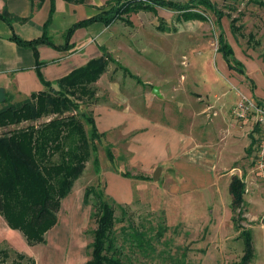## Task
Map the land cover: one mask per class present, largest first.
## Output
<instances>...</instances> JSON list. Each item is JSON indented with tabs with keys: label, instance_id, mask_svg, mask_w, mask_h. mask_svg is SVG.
I'll return each instance as SVG.
<instances>
[{
	"label": "rangeland",
	"instance_id": "374dc122",
	"mask_svg": "<svg viewBox=\"0 0 264 264\" xmlns=\"http://www.w3.org/2000/svg\"><path fill=\"white\" fill-rule=\"evenodd\" d=\"M174 1L184 3L187 0ZM211 1L223 15L221 29L235 59L244 64L246 76L229 70L217 51L220 27L217 17L209 9L197 7L196 10L207 17L202 21H178L176 10L156 6L154 12L141 10L124 15L131 23L120 19L111 23L109 46L112 50L107 51L110 61L106 71L94 83L97 99L93 102L111 101L115 96H124L133 90L135 102L142 101L150 114L179 122L191 119L197 132L203 129L212 134L210 149L214 167L213 173L205 175L210 182L208 187L192 190L183 196L181 205L178 202L174 205L173 201L168 214L163 206L150 204L154 202L153 193H163L162 180L150 181L140 187L145 195L143 200L135 198L132 204L123 205L127 213L115 229L119 242L122 226H127L129 220L148 228L157 227L164 219L168 228L159 240H153L155 252L149 257L143 256L131 244H124V253L135 263L239 264L244 254L239 233L246 229L251 232L254 247L250 264H264V224L261 222L264 183L252 171L254 147L249 146L250 124L241 122L233 112L242 96L259 98L243 94L234 105L230 104L237 99L231 92L236 91L237 82L242 83L246 91H252L256 86L247 75L264 88V7L250 0ZM158 24L164 29L157 28ZM125 67L127 71H124ZM129 72L137 75L142 83H137ZM225 84L231 93H226ZM153 86H157L160 96L153 93ZM228 97L230 105H225ZM87 101L81 103L79 110L91 114L94 103ZM223 119L230 121L228 132ZM107 141V135L97 141L98 152ZM93 169L89 163L74 182L73 192L67 196V213L60 224L55 225L56 230L48 243L28 245L19 231L7 230L0 216V249L10 252L7 262L14 258L15 252H21L36 258V264L87 263V246L92 240L90 231L96 225L90 218L91 205L82 203L80 187L83 180V190L94 184ZM232 175H238L245 183L242 213L238 214V210L235 213L237 226L231 220L233 213L228 191V180ZM98 185L103 188L102 182ZM164 195L168 197L167 192ZM90 202L93 203V199ZM115 215L121 218L120 208H116ZM58 216L61 218L62 215Z\"/></svg>",
	"mask_w": 264,
	"mask_h": 264
},
{
	"label": "trees",
	"instance_id": "16d2710c",
	"mask_svg": "<svg viewBox=\"0 0 264 264\" xmlns=\"http://www.w3.org/2000/svg\"><path fill=\"white\" fill-rule=\"evenodd\" d=\"M66 1L80 3L85 0ZM250 1L264 7V0ZM156 6L176 10L178 21L206 20L207 17L196 9L203 7L211 10L220 27L217 51L229 70L246 76L244 64L235 59L233 49L221 29L223 15L211 0H187L184 3L174 0H109L99 13L76 22L66 30L65 35L69 39L76 28L96 21L105 25L119 19L131 23L126 16L141 10L154 12ZM0 18L8 24L14 19L7 12ZM49 20L45 22L43 33L38 38L25 40L13 33L11 39L30 47L36 55L39 44L52 45L47 35ZM162 26L158 24L157 28L162 30ZM102 50L100 56L90 59L54 83L45 82L44 89L32 92L18 103H7L0 108V215L11 229L22 234L28 245L46 242V232L58 223L61 200L70 193L73 182L97 151V141L104 136V133L98 132L92 113L79 110L82 102L97 99L94 83L106 71L110 61L107 51ZM127 70L125 67L124 71ZM129 76L142 83L138 76L130 72ZM247 79L253 82L248 76ZM250 139L249 146L253 147L255 138L252 131ZM105 152L108 159L113 161L110 146H106ZM94 163H98L96 157ZM123 175L129 176V173L123 172ZM244 190L243 179L232 175L228 191L233 213L231 220L235 225L236 211L242 213ZM83 203L91 205L90 218L96 225L90 231L92 240L87 246L89 253L86 264H147L135 263L127 257L124 244H131L143 256L149 257L155 252L153 240H159L168 229L164 219L157 227L148 228L129 220L127 226H122L119 242L115 229L118 222L124 221L127 213L125 206L109 197L98 183L85 187ZM117 207L121 210V218L115 215ZM150 230L156 231L155 234ZM239 236L244 253L239 264H250L254 258L251 232L245 229ZM14 255L7 262L10 252L0 249V264H35L32 257L21 252H15Z\"/></svg>",
	"mask_w": 264,
	"mask_h": 264
},
{
	"label": "crops",
	"instance_id": "0c3cea01",
	"mask_svg": "<svg viewBox=\"0 0 264 264\" xmlns=\"http://www.w3.org/2000/svg\"><path fill=\"white\" fill-rule=\"evenodd\" d=\"M107 1L85 0L75 3L66 0H0V15L7 12L14 17L11 24L0 18V108L8 101L18 103L32 92L44 89L45 82L54 83L90 59L100 56L102 49L111 52L109 30L113 24L105 25L96 21L76 28L69 39L65 35L66 30L76 22L99 13ZM48 18L47 35L52 45L39 44L36 55L30 47L11 39L13 33L25 40L38 38ZM252 80L256 85L252 91H246L242 83H235L236 91L231 92L235 93L237 99L230 104L234 105L243 94L264 100V88ZM225 86L226 93H231L230 87ZM132 92L92 105L95 126L99 133L107 135L108 141L100 152L96 151L87 161L75 181L90 163L94 168L93 183L102 182L105 193L115 202L130 205L135 198L145 197L140 190L141 186L150 181L156 183L162 180L165 187L163 193H153L151 197L154 202H149L154 206H163L168 214L173 201L174 205H178L177 202L181 205L183 196L197 188L209 186L210 182L205 179V175L213 173L214 156L210 149L212 134L202 127L197 132L191 119L179 122L163 120L150 114L142 101L135 102ZM160 92L165 95L162 89ZM228 100L229 97L225 105L229 104ZM229 123L228 119L223 123L227 132L231 130ZM106 146L111 148L113 161L106 155ZM95 157L98 159L97 164L94 163ZM156 170L159 171L158 180L153 179ZM123 172L129 173V176H124ZM74 182L70 193L73 192ZM84 183L85 180L80 187L82 203ZM164 192L168 193V197L165 198ZM67 196L61 200L58 214L62 216H58V224L67 213ZM3 222L10 232L17 231L11 229L5 220ZM55 225L46 232L45 243L53 237ZM34 260L36 264V258Z\"/></svg>",
	"mask_w": 264,
	"mask_h": 264
},
{
	"label": "built area",
	"instance_id": "2783aa9c",
	"mask_svg": "<svg viewBox=\"0 0 264 264\" xmlns=\"http://www.w3.org/2000/svg\"><path fill=\"white\" fill-rule=\"evenodd\" d=\"M242 97L235 104L233 112L241 122L250 124L255 138L252 171L264 183V100Z\"/></svg>",
	"mask_w": 264,
	"mask_h": 264
},
{
	"label": "water",
	"instance_id": "95a60500",
	"mask_svg": "<svg viewBox=\"0 0 264 264\" xmlns=\"http://www.w3.org/2000/svg\"><path fill=\"white\" fill-rule=\"evenodd\" d=\"M152 91H153V93H155L156 95L160 96V93H159V90H158L157 86H153V87H152ZM158 174H159V171L156 170V171L154 172V174H153V179H154V180H158ZM261 222L264 224V217L261 219Z\"/></svg>",
	"mask_w": 264,
	"mask_h": 264
}]
</instances>
